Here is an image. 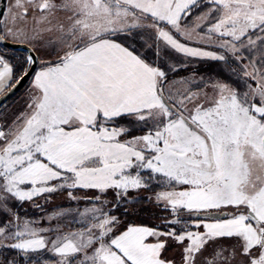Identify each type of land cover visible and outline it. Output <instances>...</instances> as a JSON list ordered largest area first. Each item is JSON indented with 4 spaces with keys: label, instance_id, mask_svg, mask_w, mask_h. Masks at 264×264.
Segmentation results:
<instances>
[{
    "label": "snow or ice",
    "instance_id": "obj_1",
    "mask_svg": "<svg viewBox=\"0 0 264 264\" xmlns=\"http://www.w3.org/2000/svg\"><path fill=\"white\" fill-rule=\"evenodd\" d=\"M8 42L0 264H264V0H6ZM194 59L227 79L170 76ZM57 196L91 207L18 210Z\"/></svg>",
    "mask_w": 264,
    "mask_h": 264
},
{
    "label": "rangeland",
    "instance_id": "obj_2",
    "mask_svg": "<svg viewBox=\"0 0 264 264\" xmlns=\"http://www.w3.org/2000/svg\"><path fill=\"white\" fill-rule=\"evenodd\" d=\"M135 31H138V32H142V33H143L142 36L137 37L138 43H144V42H147V43H149V44L151 43L150 33H149V31H148L147 29H136ZM134 46H138V45H134ZM5 50L8 51V54H9V53H14V52H11L8 48H5V47H3V46H0V51H5ZM176 55L179 57V54H176ZM181 58H182V57H181ZM174 61H175V60H170L169 63H173V64H175ZM218 65H220V69H219V66H218ZM218 65H217V66H213V67H216L217 70H216V68L210 69L209 66L202 67V68H201V73H202L201 75H202V76H200V77H203V78H205L206 80H207V79H212V77H213L212 74L215 73V74H216V77H215V78L213 77V79H221V74L219 73V70L222 71V69H223V65H222V63H218ZM183 68L185 69L186 67H183ZM179 71H180V68H179ZM218 77H219V78H218ZM173 78H174V77H173ZM175 79H177V78H175ZM229 82H231V81H229ZM26 89H28V83H27V85H26V87H25V90H26ZM26 91H27V90H26ZM26 91H24L22 94H19V95H21V96L18 97L17 99H14V100L11 99L9 102H7V103H10V105H9L10 108H7V110L9 109L10 111H7V110H5V111H6L9 115L18 112V111L23 107ZM7 103H6V104H7ZM7 105H8V104H7ZM62 202H63V203L67 202V199H66L65 197L57 196V197H55V199L53 200V202H51L50 204H46V205H44L43 208H45V210L50 211L49 213H51L54 209H56L55 207H57L58 205L61 206V205H62V204H61ZM40 203L43 204L44 202H43V201H40ZM30 205H31V204L26 203V204H24L23 208H18V210H19L22 214H26V216L29 217V216H28L29 212H27V210L29 209ZM68 207H71L72 209H74L73 206H64V207H62V208H68ZM57 208H58V207H57ZM30 209H31V208H30ZM40 209H41V208L34 207L33 209L30 210V212H32V214L35 215L36 217H37V216H42V217L40 218V219H42L44 213H42L43 211H41L42 209H41V210H40ZM36 210H37L38 212H37ZM39 210H40V211H39ZM79 210H80V211H83V209H79ZM24 211H26V212L23 213ZM135 215H136V214H134V216H135ZM35 216H34V217H35ZM126 216H127V215H126ZM128 218H129V217H128ZM135 218L139 219L138 216H136ZM3 219H4V217H3V216H0V221H2ZM69 219H71V217H69ZM77 219H79V217H77ZM151 221L153 222L152 219H151ZM125 222H126V221H125ZM136 225H139V224H136ZM168 255H170V256L175 255V258H176V260H177V264H179V254H178V252H177L175 249H170Z\"/></svg>",
    "mask_w": 264,
    "mask_h": 264
},
{
    "label": "trees",
    "instance_id": "obj_3",
    "mask_svg": "<svg viewBox=\"0 0 264 264\" xmlns=\"http://www.w3.org/2000/svg\"><path fill=\"white\" fill-rule=\"evenodd\" d=\"M109 199H111V197H109ZM61 204H62L61 206L58 205L57 207L73 206L74 209H77L78 208V209H83V210L86 207H91V205L87 204L86 202H80V203L71 202V203H69V201H67L65 203L62 202ZM57 207H55V208H57ZM136 207H141V206L140 205H137ZM145 207H147V206L145 205ZM30 208L33 209L34 206L33 205H30L29 209L27 210V212H29V214H28L29 218L40 219L42 217V216H37L36 217L35 215H33L32 212H30V210H31ZM41 211H43L42 213H44L43 214V218L46 216V214H48L50 212L48 210H45V208H43ZM25 212L26 211H24L23 213H25ZM122 212H123V208H121L120 210L115 211V214L117 216H121V213ZM135 214H136L135 216H134V214L127 215V216H121V219H122V221L125 224H139V225H141V224H150V223H152V221H151V219H152V213L151 212L140 211V212L135 213ZM155 214L156 215H164V213L159 212V210H156ZM136 216H138L139 219L135 218ZM77 227H79L78 224H76V223H73L72 224V228L73 229H75Z\"/></svg>",
    "mask_w": 264,
    "mask_h": 264
},
{
    "label": "flooded vegetation",
    "instance_id": "obj_4",
    "mask_svg": "<svg viewBox=\"0 0 264 264\" xmlns=\"http://www.w3.org/2000/svg\"><path fill=\"white\" fill-rule=\"evenodd\" d=\"M4 47V46H3ZM5 48H7V47H5ZM11 52H14V53H9L8 55L10 56V57H15V59L12 61V63L13 64H17L18 62H19V58L21 57V56H24V55H27V53L26 52H24V51H18V50H13V49H10V48H8ZM218 63H221V62H218ZM219 66V69H220V65H218ZM211 69V68H210ZM216 70H217V68H216ZM189 72V73H188ZM195 72H198V71H196V69H192V70H188L187 71V73H186V75H185V77H189L188 76V74L189 75H191V74H193V75H195ZM219 73L221 74V79H227V75H226V73L222 70H219ZM197 74V73H196ZM213 75V77L215 78L216 77V74L215 73H213L212 74ZM202 76V75H201ZM213 77H212V79H213ZM199 78H200V76H199ZM219 78V77H218ZM233 79H236L235 77H233ZM206 80V79H205ZM27 85V84H26ZM26 85L16 94V95H14V97H12L11 99H17L18 97H20L21 95H19V94H22L24 91H26L25 90V87H26ZM4 93H6V92H4ZM4 93H0V96L2 95V94H4ZM11 99H9L7 102H9ZM7 102H5L4 104H3V107H0V111H5V110H7V108L6 107H10L9 105H10V103H7ZM8 105H7V104ZM7 111H10L9 109L7 110Z\"/></svg>",
    "mask_w": 264,
    "mask_h": 264
},
{
    "label": "crops",
    "instance_id": "obj_5",
    "mask_svg": "<svg viewBox=\"0 0 264 264\" xmlns=\"http://www.w3.org/2000/svg\"><path fill=\"white\" fill-rule=\"evenodd\" d=\"M181 59H183V58H181ZM174 63H176V61H174ZM217 65H218L217 61L194 59V60H192V62L190 64H188L186 66L185 69L183 67H181L180 71L178 70L175 74H170V76L172 78L174 77V79L175 78L180 79L182 77H185V75H186L188 70L196 69V71H198V72H195V76L197 77V80H199V76H201V74H202L201 73V68L202 67L209 66L211 69H213V68H216V67H213V66H217ZM192 75L193 74H191V75L188 74V76H192ZM6 108H8V107H6Z\"/></svg>",
    "mask_w": 264,
    "mask_h": 264
},
{
    "label": "water",
    "instance_id": "obj_6",
    "mask_svg": "<svg viewBox=\"0 0 264 264\" xmlns=\"http://www.w3.org/2000/svg\"><path fill=\"white\" fill-rule=\"evenodd\" d=\"M5 2H6V0H0V8L5 6ZM0 46H4V47H7V48H10V49H13V50H18V51H24L25 52L24 47H22V46H11V42H8L7 45H0ZM27 83H28L27 81L23 82L22 85L19 86L16 91L11 92V94H9L10 90L6 91V93L2 94L0 96V105H3L9 99L14 97V95H16Z\"/></svg>",
    "mask_w": 264,
    "mask_h": 264
}]
</instances>
